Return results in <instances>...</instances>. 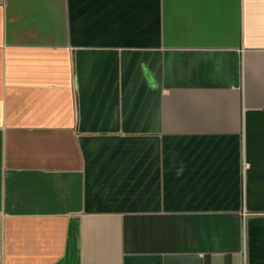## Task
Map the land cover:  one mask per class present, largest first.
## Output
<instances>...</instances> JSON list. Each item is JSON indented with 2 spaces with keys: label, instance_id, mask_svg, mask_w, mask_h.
<instances>
[{
  "label": "crops",
  "instance_id": "crops-1",
  "mask_svg": "<svg viewBox=\"0 0 264 264\" xmlns=\"http://www.w3.org/2000/svg\"><path fill=\"white\" fill-rule=\"evenodd\" d=\"M0 264H264V0H0Z\"/></svg>",
  "mask_w": 264,
  "mask_h": 264
}]
</instances>
